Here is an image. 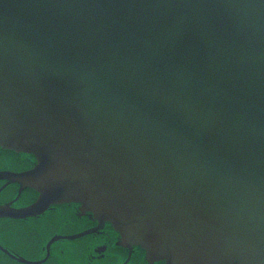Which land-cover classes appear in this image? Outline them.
<instances>
[{"label": "water", "instance_id": "water-1", "mask_svg": "<svg viewBox=\"0 0 264 264\" xmlns=\"http://www.w3.org/2000/svg\"><path fill=\"white\" fill-rule=\"evenodd\" d=\"M0 146L167 264H264V0H0Z\"/></svg>", "mask_w": 264, "mask_h": 264}, {"label": "flooded vegetation", "instance_id": "flooded-vegetation-1", "mask_svg": "<svg viewBox=\"0 0 264 264\" xmlns=\"http://www.w3.org/2000/svg\"><path fill=\"white\" fill-rule=\"evenodd\" d=\"M36 163L30 153L0 146V264H167L149 260L125 243L110 222L76 201L53 202L39 212L16 216L39 198L21 178Z\"/></svg>", "mask_w": 264, "mask_h": 264}]
</instances>
